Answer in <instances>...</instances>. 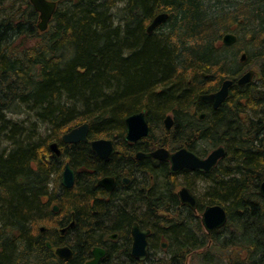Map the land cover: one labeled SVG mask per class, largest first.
I'll use <instances>...</instances> for the list:
<instances>
[{
  "label": "trees",
  "instance_id": "obj_1",
  "mask_svg": "<svg viewBox=\"0 0 264 264\" xmlns=\"http://www.w3.org/2000/svg\"><path fill=\"white\" fill-rule=\"evenodd\" d=\"M58 1L45 32L38 28L39 13L30 0L0 1V264H83L102 234L120 231L126 236L134 220L151 227L157 237L163 230L172 240L163 256L154 248L146 264H185L202 247L227 257L202 258L199 264H264V199L259 192L264 104L244 94L247 106L241 98L229 101L212 112L214 121L198 101L210 93V61L219 60L222 52L214 45L236 19L250 21L241 42H252L264 69V0H233L226 8L216 0ZM160 13L169 14L167 22L148 34V25ZM20 107L26 118L17 123L10 114ZM144 107L154 134L163 131L165 116L173 114L170 136L175 142L186 140L193 150L202 142L224 144L228 153L222 164L195 179L185 170L180 179L166 166L148 169L147 161H134L133 147L124 140L125 119ZM202 111L207 112L204 119L198 117ZM84 123L90 125V139H115L118 157L141 166L145 178L133 193L100 201L96 176L89 172L86 181L77 178L74 188L63 186L66 160L88 171L99 163L89 144L62 142L64 134ZM195 138L201 142L193 145ZM51 141L60 143L61 157L50 150ZM182 182L200 191L201 208L225 207V228L211 236L203 231L200 219L179 202L176 190ZM55 204L59 213L53 211ZM71 211L75 228L61 238L58 229L71 221ZM47 241L67 243L74 257L59 259ZM115 258L145 264L132 257L126 244Z\"/></svg>",
  "mask_w": 264,
  "mask_h": 264
},
{
  "label": "flooded vegetation",
  "instance_id": "obj_2",
  "mask_svg": "<svg viewBox=\"0 0 264 264\" xmlns=\"http://www.w3.org/2000/svg\"><path fill=\"white\" fill-rule=\"evenodd\" d=\"M231 23V22H230ZM250 21H247L243 18L236 19L231 23L230 29L222 35L221 39H218V41L215 43L214 47L219 49L222 52H218L220 55L219 60H216L212 58L210 61V75H207L206 77H210V95L218 93L226 81H231V84L228 89V95L226 99L220 104L218 108H214V105L212 103L203 102L206 106V109L210 111V119H215V116H213L212 112L215 110H220V108H224L225 104L229 101L236 100L241 98L240 100L244 103L245 106L248 105L245 99H242V96L245 94L247 96L251 95L254 100L260 99L264 104V69L261 68V62L259 61L258 57H256L257 54H254V48L252 45V42L243 45L242 44V30L246 27L247 24H249ZM243 25V26H242ZM226 34H232L236 38L234 42L231 44H225L224 43V36ZM251 40V39H250ZM235 50V51H234ZM238 51V52H237ZM216 55V54H213ZM252 72V78L249 82L245 83L243 86L239 84V80L242 79L246 74ZM264 111L261 110V112ZM145 114L146 119L149 121L148 117V110L147 108H142L141 110L134 112L135 114L143 113ZM255 114V111L252 110L250 113ZM132 113V114H134ZM263 113V112H262ZM131 114V115H132ZM202 114L207 115L206 111H202L198 117L200 119L206 118V116L201 117ZM192 116L193 114L190 113ZM195 117V116H194ZM166 118V117H165ZM165 118L163 120V123L165 121ZM175 124V121H174ZM173 124V125H174ZM164 127V125H163ZM174 127V126H173ZM173 129V128H172ZM163 133L161 131L154 134L153 131L149 134V136L142 137L138 139L135 142H130L126 140V136L124 140L131 145L133 148L130 149V152L133 153L132 159L134 161H147V165H145V168L151 169H159L160 167H168L169 173L171 175H176V177H180L182 179V176L186 175L184 173L185 170L188 171L190 178H194L198 176V173L204 174V172H199L195 170L190 169H183L180 170L177 173L171 172V163L169 160L164 159H158L154 157H139V154H149L156 152L157 150L164 149L168 151L170 154L178 153L179 151L183 149H187L190 152H193L197 154L198 156L202 158H206L208 156L207 154L201 153L198 151V149L193 150L191 149V144H189L188 141L184 140L183 143L175 142V138L171 137V130L167 131L165 127L162 129ZM114 141L116 152L106 158L102 159L98 155L99 163L95 165V168L97 172L90 170L88 171L87 167L79 166L78 168H74L71 163L72 170L75 173V179H74V185L72 187H65L67 189L74 188L77 178L80 180H87V173L89 174H95L96 176V184L95 187L98 188L100 191L99 194H101L103 197H99L100 201H108L111 199H108L115 195H128L134 192L135 185H139L142 180H144V171L140 169L141 166L133 165V162L131 159L118 157L120 150L117 148V141L115 139H112ZM164 140H167L164 142ZM193 142V145H196L200 142H198V139L195 138V140L191 139ZM160 142V143H159ZM65 144V143H63ZM65 145H77V144H65ZM135 146L137 148L135 149ZM219 147H223L226 150L225 156L219 160V165L222 164V161L227 156V148L224 144L215 145L214 148L211 150L213 152ZM127 149V148H126ZM129 152V149L127 150ZM210 152V153H211ZM217 166V167H218ZM215 169V168H214ZM214 171V170H213ZM212 171V172H213ZM210 172V173H212ZM149 174V173H147ZM153 174V173H152ZM151 179H154V175H150ZM181 185L176 190V195L179 199V202L181 206L185 209L186 207L190 209L196 218H201V214L205 210L206 207L209 205L204 206L201 208L199 206L200 204V198H199V192L198 190H195L194 188L189 187L185 182L180 183ZM183 188H188L190 191L189 193H192L195 195L197 200L196 208H192L187 204H184L178 195L177 192L182 190ZM59 211H56L55 213H59ZM187 211H183V214H185ZM187 214H189L187 212ZM71 221L66 224L63 227H60L58 229V233L61 238H65L67 235H69L71 230L75 228V212L71 211ZM138 224L140 230L147 231V242H148V248H147V258L145 260H139L135 258L132 255V248L134 244V236L132 233L134 224ZM46 230L41 231L42 234H45ZM126 236L122 235L120 231H111L107 234L101 235V240L97 244L93 245L90 248V254L87 256L83 264H87L88 262L92 261L95 258L94 251L99 250V254H101L99 259V264H118L121 263V261L124 259L115 258V252L118 251V248L123 247L125 244L129 247L130 253L132 257L137 260L139 263H150L153 256L154 248L161 249L162 251H167L169 249L170 240L168 236L163 232V230L159 231V236L157 237L155 234V230H153L151 227H144L139 221L134 220L130 223V225L126 228ZM51 242V241H49ZM67 243H54L53 247L54 249L62 248V247H69ZM72 248V247H71ZM73 250V249H72ZM74 251V250H73ZM195 251H198V249H194V251L187 256L185 264H188L189 258L192 257L193 254H195ZM74 255V252H73ZM70 261V260H69ZM194 262V260H193ZM131 263V262H128ZM133 264V263H132ZM193 264V263H192Z\"/></svg>",
  "mask_w": 264,
  "mask_h": 264
},
{
  "label": "water",
  "instance_id": "obj_3",
  "mask_svg": "<svg viewBox=\"0 0 264 264\" xmlns=\"http://www.w3.org/2000/svg\"><path fill=\"white\" fill-rule=\"evenodd\" d=\"M34 5L36 11L40 13V23L38 25L39 29L42 31L47 30L48 25L52 19L53 14L57 9V1L54 0H30ZM169 18L168 13L158 14L150 25L147 28L149 34L153 33L160 26L165 24ZM233 35H227L224 39L225 43L231 44L235 41ZM252 72L246 74L239 82L241 85L249 82L252 78ZM207 76V75H206ZM231 84V81H226L221 90L216 94H206L200 95L199 100L207 103H212L214 108H218L220 104L226 99L228 95V89ZM204 117V114L201 115ZM165 125L168 130L171 129L173 125V119L168 116L165 120ZM90 126L89 124H84L78 128L73 129L71 132L63 136V141L65 143H78V142H88V133ZM126 130L127 136L126 140L130 142H135L138 139L149 136L150 127L148 125L147 119L144 112L139 114L130 115L126 119ZM92 150L102 159H106L112 156L116 149L112 140L108 139H99L92 141L91 143ZM51 149L54 153L60 155L61 150L59 149L58 143L51 144ZM226 154V150L223 147H220L214 150L206 159L201 158L197 154L190 152L187 149H183L175 154H170L164 149L157 150L156 152L149 154H139V157H154L158 159L169 160L172 164L171 172L177 173L183 168H188L190 170H199L205 172H211L213 168L217 165L219 159L223 158ZM75 173L70 167V164L66 165V168L63 172V185L65 187H72L74 185ZM190 191L187 188L182 189L179 192V196L182 199L184 204L189 205L192 208H196L197 200L195 195L189 193ZM260 194L264 198V181L260 185ZM54 210L57 211L58 207L55 206ZM202 221L208 232H212L216 228L224 227L228 222V216L225 208L221 205L209 206L206 208L202 215ZM44 228H42V231ZM134 236V244L132 248V254L135 258L139 260H145L147 257V231L140 230L138 224H134L132 230ZM50 247L51 245L48 244ZM58 257L65 260H69L73 256V252L68 247L58 248L56 250ZM95 259L88 262L87 264H99V259L101 254L99 250L94 251Z\"/></svg>",
  "mask_w": 264,
  "mask_h": 264
},
{
  "label": "rangeland",
  "instance_id": "obj_4",
  "mask_svg": "<svg viewBox=\"0 0 264 264\" xmlns=\"http://www.w3.org/2000/svg\"><path fill=\"white\" fill-rule=\"evenodd\" d=\"M218 3H220V5L221 6H224L225 8L227 7V6H229L230 5V2L232 3V1L233 0H216ZM237 0H235V2H236ZM239 1V0H238ZM3 6L4 7H8L7 5H8V1H6L5 3L3 2ZM20 111L18 110V113L17 114H10L12 117L10 118L12 121H15V122H19L20 123V121H22V120H24L26 117L24 116L25 114H22L24 111L23 110H25V108H22V107H20ZM22 111V112H21ZM20 112V113H19ZM253 114V113H252ZM222 144V143H221ZM220 144V145H221ZM214 146H215V144H212V143H208V142H202V143H200L198 146H197V149L201 152V153H204V154H209L210 152H211V150L214 148ZM200 182V181H199ZM198 182V183H199ZM203 184H202V186H201V184H200V187L201 188H203ZM201 191H202V189H201ZM200 192V191H199ZM42 226H45V225H42ZM72 238V236L70 235V236H68L67 237V240H70ZM170 240V239H169ZM170 242V241H169ZM170 243H172V240H171V242ZM210 244H211V242H210ZM212 247H210V249H209V252L208 251H206L207 249H206V247H202L201 249H198V251H195V254H193L192 255V257H190L189 258V262H188V264H192L193 263V260H194V263L193 264H199V262L198 261H202V258H203V260H205V261H211L210 260V257L212 258V260H217L218 261V259L219 258H221V259H226V257L227 256H224V255H220L219 253H217V252H215V251H213L212 249H211ZM160 253L162 254L161 256H163V254H164V251H162L161 249H160ZM167 252V251H166ZM219 261H221V260H219ZM212 262V261H211ZM222 262V261H221ZM201 264H204V262H202ZM224 264H226V263H224Z\"/></svg>",
  "mask_w": 264,
  "mask_h": 264
}]
</instances>
